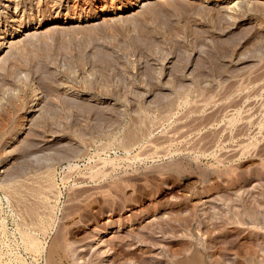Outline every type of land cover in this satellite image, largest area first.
<instances>
[{"label":"rangeland","instance_id":"374dc122","mask_svg":"<svg viewBox=\"0 0 264 264\" xmlns=\"http://www.w3.org/2000/svg\"><path fill=\"white\" fill-rule=\"evenodd\" d=\"M0 264H264V0H0Z\"/></svg>","mask_w":264,"mask_h":264},{"label":"bare ground","instance_id":"6f19581e","mask_svg":"<svg viewBox=\"0 0 264 264\" xmlns=\"http://www.w3.org/2000/svg\"><path fill=\"white\" fill-rule=\"evenodd\" d=\"M255 103V102H254ZM32 104V103H31ZM30 106V105H29ZM30 110V109H29ZM252 112V111H251ZM227 113V112H226ZM249 113V112H248ZM23 118V117H22ZM21 118V119H22ZM20 119V120H21ZM24 119H25V117H24ZM23 122V121H22ZM247 124V123H246ZM20 126V125H19ZM18 130H20V129H18ZM18 132V131H17ZM235 149V148H234ZM241 149V148H240ZM24 184V183H23ZM17 185V184H16ZM26 185V184H25ZM31 187V186H30ZM34 189V188H33ZM44 191V190H43ZM13 193V192H12ZM17 193V192H16ZM22 193H24V192H22ZM28 193V192H27ZM32 193V192H31ZM34 193V192H33ZM37 193V192H36ZM30 195V194H29ZM34 195V194H33ZM9 197V196H8ZM33 197V196H32ZM38 197V196H37ZM17 198V197H16ZM27 198V197H26ZM35 198V197H34ZM14 200V199H13ZM28 200V199H27ZM17 201H18V199H17ZM35 201V200H34ZM35 211V210H34ZM32 217V216H31ZM28 238V237H27ZM59 256V255H58ZM59 262V261H58Z\"/></svg>","mask_w":264,"mask_h":264}]
</instances>
